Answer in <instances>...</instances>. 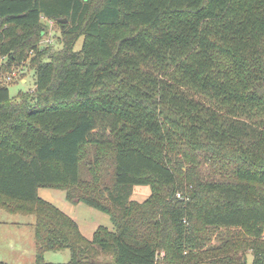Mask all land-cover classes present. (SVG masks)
<instances>
[{
    "label": "trees",
    "instance_id": "16d2710c",
    "mask_svg": "<svg viewBox=\"0 0 264 264\" xmlns=\"http://www.w3.org/2000/svg\"><path fill=\"white\" fill-rule=\"evenodd\" d=\"M41 17L66 19L59 48ZM26 60L33 93L0 81V208L35 216L38 263L264 264V0H0V76Z\"/></svg>",
    "mask_w": 264,
    "mask_h": 264
},
{
    "label": "rangeland",
    "instance_id": "374dc122",
    "mask_svg": "<svg viewBox=\"0 0 264 264\" xmlns=\"http://www.w3.org/2000/svg\"><path fill=\"white\" fill-rule=\"evenodd\" d=\"M62 22L41 17L42 35L38 46H52L59 48L62 40ZM83 42L80 36L73 49L79 50ZM32 52H29L31 55ZM2 84L7 85L11 99H17L19 93L31 94L34 91V70L26 60L23 63H14L10 69L0 76ZM88 177V175H87ZM75 187V189H77ZM38 195L51 202L64 213L73 218L79 226L81 233L90 238L95 228L104 225L113 230L112 221L107 213H104L83 202L72 203L65 198L63 189L54 187H39ZM150 195L149 185H136L132 189L130 200L143 202ZM33 214L10 213L0 208V264H68L70 253L68 249L48 250L43 254V262L36 261L34 240ZM232 228H212L208 244H216L221 232ZM264 239V233H263ZM161 255V254H160ZM239 258V256H238ZM107 257L99 256L98 261L107 260ZM246 264H252V254H246Z\"/></svg>",
    "mask_w": 264,
    "mask_h": 264
},
{
    "label": "water",
    "instance_id": "95a60500",
    "mask_svg": "<svg viewBox=\"0 0 264 264\" xmlns=\"http://www.w3.org/2000/svg\"><path fill=\"white\" fill-rule=\"evenodd\" d=\"M58 21H59V22H63V23H64V22H66V19H65V18H63V19H59Z\"/></svg>",
    "mask_w": 264,
    "mask_h": 264
},
{
    "label": "built area",
    "instance_id": "2783aa9c",
    "mask_svg": "<svg viewBox=\"0 0 264 264\" xmlns=\"http://www.w3.org/2000/svg\"><path fill=\"white\" fill-rule=\"evenodd\" d=\"M178 197H179V195H178Z\"/></svg>",
    "mask_w": 264,
    "mask_h": 264
},
{
    "label": "crops",
    "instance_id": "0c3cea01",
    "mask_svg": "<svg viewBox=\"0 0 264 264\" xmlns=\"http://www.w3.org/2000/svg\"><path fill=\"white\" fill-rule=\"evenodd\" d=\"M65 196V195H64Z\"/></svg>",
    "mask_w": 264,
    "mask_h": 264
}]
</instances>
